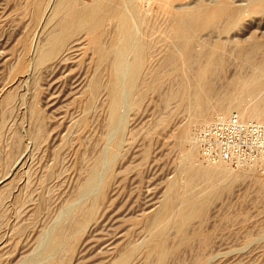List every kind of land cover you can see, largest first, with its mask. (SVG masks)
<instances>
[{
    "label": "rangeland",
    "instance_id": "rangeland-1",
    "mask_svg": "<svg viewBox=\"0 0 264 264\" xmlns=\"http://www.w3.org/2000/svg\"><path fill=\"white\" fill-rule=\"evenodd\" d=\"M55 1L56 0H46L45 2L48 4L44 2L39 13L40 15H38L39 18H37L39 20L36 19L33 21V18H31L33 17L31 11H27L24 14L22 13L21 16H19V11L24 6L25 0H23V2L22 0H0V211L3 213L1 214L0 212V221H3L2 223L0 222V264H47L50 262L55 263V261L60 259L61 254L58 252L56 255L55 253L50 255L52 252H49V244L54 235L57 234L55 231L57 229L56 232L59 231L60 227L63 226L62 224L64 222L66 223L67 218L71 217L73 213L76 212V208L88 205V201H92L91 199L93 198V201H96L95 196L98 198V195L101 194L104 185L103 180L105 181L110 169V172H112V170L115 172H112L113 181L111 180L112 184L110 186L112 188L109 187L106 190L104 199L99 201L100 203L97 202L100 205L95 203L94 208L98 207L94 210L96 213L94 212L92 220L84 225L82 229L83 233L82 231V234L79 233L78 242L75 246V251H73L74 254L72 255L73 259L72 257L68 258V264H112V262L118 260V256H120L118 255L119 250L122 252L125 243L126 245L129 244L136 247L135 253H141L139 256L134 253L133 256H136H132L133 260H130L128 264H142V262L145 261L142 245L150 238L148 232L150 231L153 233L155 230L154 228L149 229L145 227L142 218L147 216V213L149 214L159 209L166 194L164 192L167 191L168 183L173 180L180 181L181 178L178 171L185 160L181 158H183V155L186 156V150L184 153L183 148L185 147L186 149L187 146H190V140L193 146H197V152L200 154H198L199 159H202L197 143V135L202 129L212 124L214 121H217L215 118L216 116L214 115V117L209 119L205 125H198L189 122L191 119L193 121L191 112L188 109L186 110L187 107L178 105L177 101L174 102L175 99L171 100V103L167 102L168 104L164 103L165 105H163L164 98L168 95L167 92L173 90L177 85L184 83L182 78L178 77L179 80L175 77L173 80L170 79V82L172 83L173 81V85L177 82V85L175 84L173 86L166 80L167 82H164L161 88L147 94L148 97L146 96V98L139 103L140 105L138 104L135 106L133 97L122 93L124 95L121 96L123 98H121L120 105L122 104L123 106L119 105L121 108L117 110L123 115L121 116L119 114L118 116L116 112L120 121L118 120L113 127H110L112 128L110 129L111 131H108V122L110 118L108 121V116H106L109 115V111H107L108 102L106 101L108 99L104 88H101L103 90L100 92V89L98 92L101 96L97 94L95 97L96 100H93L98 106L96 104L94 106L93 101L91 104H89L88 101H86L87 103L84 101L87 99L86 92L88 85H90H87V83H91L96 76H99L103 83L101 84L104 86L108 81H104L108 78L106 74L109 73L106 67H100V69H98L99 67L94 65L96 64L95 57L92 56L91 50H88L87 43L80 42H83V40L85 41V39L87 40L86 36L79 33V37H82L81 40L77 43H69L68 47L72 48L70 49L67 47V50L64 49L62 53L64 54V52H67L64 55L62 54L63 57L60 55L61 57L57 56L54 57L53 60H50L51 65L49 62L42 63V65L41 63L39 64V54H41L39 52L43 50V44L45 45L49 32L53 29V25L51 24L53 22L51 6L54 5ZM84 1L89 2L90 0ZM218 1L219 0H176L175 2L174 0L173 10L174 12L194 10L199 4L204 3L205 5L211 6V2L215 4ZM225 1H227L229 5L232 3L231 5L233 8L242 6L240 9L242 8L245 13L241 16L237 25L239 26L241 23L242 24L239 27L236 25L232 27V29L230 28V31H226V33L216 28V30L214 28L213 30H208L207 32L209 33H206L205 30L198 37V41L201 37V43H199L200 41L198 42L201 44L200 47L199 44H196L198 47L195 46V49L198 51L202 44L213 46L219 41L217 44L226 47V49H223L227 56L229 51L234 52L237 47L248 46L252 43H261L262 47H264V12L258 14V11L255 13L250 11V0ZM144 3L145 1L143 2V8L146 7L145 9H148L150 6H144L146 5ZM195 3H198L197 6ZM45 5H48L49 8ZM245 6L248 7L249 10H246L247 8ZM182 7L189 8L183 9ZM243 7L246 9L244 10ZM43 11L44 13H42ZM150 13L152 21L155 20L154 24L157 23V25H160L162 22L161 25H164L163 23L166 22L167 16L162 11L158 10L157 7H152ZM256 14L258 15L254 16ZM48 16L51 17L50 20ZM136 23L134 25L135 32L138 35L140 34L139 36L144 35L142 34L144 32L142 26L144 28V25L142 23ZM49 24H51L52 27H50ZM46 33H48V35H46ZM156 35H159V33H154L153 38L157 37ZM162 44L164 43L155 44L157 45L156 49L158 47V51H161L159 49H162ZM166 44L167 46L170 45L169 43ZM69 51L74 52L69 53ZM152 57L148 58V68L158 65L159 61H157V58L160 56ZM232 57L233 55L231 58L230 55L226 57L229 59L226 60L224 69L218 74V76L220 75L217 77L218 82L216 81L218 87H221L226 80L230 82L236 78V76L247 73L245 72L247 69L241 68L239 60L235 56ZM54 60H57V62L52 64V61L55 62ZM92 61L93 63H91ZM36 65H39L40 68ZM146 72L147 71L144 73ZM100 73L104 76H101ZM90 77L91 79H88L90 81H87V78ZM178 81L180 83H178ZM170 85L173 87H171V90H169ZM84 91L86 92L84 93ZM234 91L237 92L238 90H233V92ZM78 92L80 93L78 94ZM260 92L256 97L255 95L253 96L255 99L257 98V101L252 99L253 102H251L252 96L245 97V101L242 99L244 105H239V110L249 109L252 103L255 105L258 100L264 97V89ZM81 95H83V97ZM124 96H126V98H124ZM6 97L12 99H10L8 103H5L4 100ZM102 97H106V99H102ZM73 98L77 99L74 100ZM75 101L77 104H74ZM248 101L249 104H247ZM209 103L213 105V102L210 100ZM246 105H248L247 108H244ZM254 105L252 104V106ZM104 106H106V108ZM85 110L89 111L85 114L83 113ZM90 112L91 114L89 116H91V118L89 116L87 118L86 115ZM236 114L237 113H230L228 115L229 119L233 117L238 119ZM262 117L263 115H261L255 123L264 124L261 120ZM158 120H162L163 123L161 124V121ZM154 121L156 123L158 122V125ZM106 122L108 123L107 125ZM189 123H193L190 130V132L192 131L191 135L189 134V136H191L190 139L187 138V141L179 139L178 141V133H180L183 126ZM74 127H76L75 129L78 132L73 129ZM116 127H118V129H116ZM149 129L151 130L150 132L147 131ZM69 131L71 133L73 131V134L71 135L69 133L68 136ZM76 133L77 136L74 138ZM66 136L70 143L67 141V138L65 139ZM62 139H65V142ZM103 140L105 142H103ZM117 140L119 141L118 143L121 141V145L117 143L118 146L116 147L113 144H116ZM177 141H181V145H179ZM36 143L39 144L37 145ZM176 146L178 148H176ZM82 150L85 151L81 152ZM113 151L116 157L110 162L109 156ZM79 152L85 154L81 156L82 154H78ZM181 152L183 153L180 154ZM98 155L103 160H101ZM180 155L182 156L180 157ZM95 157L99 159V167L97 166L95 168L97 170L96 175L99 174L97 177L95 175L98 181L94 179L95 182L93 181L94 183L89 184L87 176L91 171L89 170L91 169L90 167H93L94 161H96L93 159ZM81 159L83 161H81ZM85 160L86 162H84ZM139 160L140 162H138ZM202 160L203 163H199L210 168V165L209 167L206 165L208 162L204 159ZM113 163L116 165H114L116 167L114 169L113 166H111ZM221 166H223V168L227 167V172L232 173L237 171L242 172V169L243 171L246 169L245 172L250 176L247 174L246 177L238 180L234 183L229 192L222 194L213 202L203 224V221L199 223L198 220L192 222L188 233L193 231L192 226L194 229L199 228L201 232V234L199 233V238L192 241L189 246L179 248L175 255L173 254L168 260L167 264H196V257L202 255V250L203 263L201 262L200 264H264V187L262 188L259 185L264 178V167H244L241 165ZM230 167L231 171H229ZM54 168L56 172L53 173V171H55ZM85 168L89 169L85 171ZM88 171L89 173H87ZM117 173L118 175H116ZM43 175L44 178H42ZM54 176L57 177L55 178ZM251 176L256 177V179L249 178ZM46 179L48 180L44 183L43 181ZM259 179L261 180L258 182L257 180ZM198 182L199 184L196 183L197 185H194L191 189L194 190L195 195L197 192V194H201L200 192H203V190H206L208 187V183L205 181L204 184L206 183V185L204 186L203 180ZM262 182H264V179ZM82 184L84 185L80 186ZM25 185L27 186L25 187ZM258 187L259 189H257ZM83 191L86 194H84ZM28 193L30 196L27 195ZM194 193L191 191V194ZM3 194L5 197H3ZM75 194H78V196L82 195L83 197L79 196L76 200V198L73 197ZM70 195L73 196L71 197ZM75 196L77 197V195ZM2 197L5 200L2 199ZM29 198L33 199V201ZM65 200L69 204H67ZM36 202L39 205L36 204ZM64 203H66V205ZM158 203L160 204L159 206H157ZM36 206L37 209L39 208L38 212L37 209L35 210ZM176 208L178 209L179 206ZM171 227L172 226L168 227V232V228L166 230V238L169 237L168 240L166 239L168 244H172L177 236L175 228ZM142 228L144 233L140 231ZM144 228L146 231L148 230V235L145 233L146 231ZM206 238L207 240H205ZM127 239H129L130 242ZM144 239L146 240L143 241ZM122 243L124 245H122ZM204 243L205 245H203ZM200 244L204 246V249L200 248L203 247L200 246ZM115 251L118 252L117 258L115 257ZM136 258H138V260H136Z\"/></svg>",
    "mask_w": 264,
    "mask_h": 264
},
{
    "label": "bare ground",
    "instance_id": "bare-ground-1",
    "mask_svg": "<svg viewBox=\"0 0 264 264\" xmlns=\"http://www.w3.org/2000/svg\"><path fill=\"white\" fill-rule=\"evenodd\" d=\"M45 1L46 0H25L24 6L21 3V5L23 7L19 11L20 12L19 16H21L22 13L24 14L27 11H31V13L33 15V17H31V18H33L32 20L35 21L37 18H39L38 15H40L39 13H40ZM144 1H145L144 4H146L144 6H150L149 8L147 7L148 9H145L146 7L143 8V2ZM250 1H251L250 11H253L254 13L258 11L259 12L258 14H262L261 12H264V0H250ZM22 2H23V0H22ZM47 2H45V4ZM173 2H174V0H90L89 2H86L84 0H56L54 5L51 6L52 7L51 13L53 14V17H52L53 22L51 24L53 25V29L51 32H49V35H48V33H46V35H48V38L46 40L45 45L43 44V50H41L42 52L41 51L39 52V50H38V52L41 53V54H39L40 55L39 64L41 63V65H42V63L44 64L46 62H49V64H50V60H53L54 57H57V56L61 57L63 54L62 53L63 50L69 46V43H75V42L77 43L78 41L81 40L82 37L81 38L79 37V33L86 36L87 40L85 39V41L83 40V42L82 41H80V42L85 43V44L87 43L86 45L88 46V50H91L90 52H91L92 56L95 57V63L96 64H94V65L99 67L98 69H100V67H106V69L108 70L109 73L107 72L108 74H106V77H108V78L105 79L104 81H106V80H108V81L105 83L104 86H102L103 83L101 82L100 77L96 76L95 74H93V75L96 77L91 81V83H87V81H90L88 79H91V77L87 78L86 83H87V85L88 84H90V85H88L87 92L84 91V93L86 92L87 99L86 100L83 99V100L85 101V103H87L86 101H88V103L91 104L94 99L96 100L95 97L97 96L99 90L101 88H104V90L106 91L107 99H108V100H106L108 102V107H107L108 110L107 111H109L108 112L109 115H106V116H108L107 120L109 121V118H110V121L108 122L109 124L106 122V125L107 124L109 125L108 131L110 129H112L110 127H113L119 120L116 112L118 113V116H119L120 111H118L117 109L121 108L120 106L122 105V104L120 105L121 98H123L121 96L124 95L122 93H125L130 97H133V99H134L133 103L136 106L141 101H143L146 98L147 94H149L151 91H155V90H158L159 88H161L162 87L161 85L164 82H167L166 80L169 81L168 83L172 84L173 81H172V83L170 81L175 79V77L177 79H179L178 77L182 78L184 83H181L179 85L176 84L177 82L174 83V85L176 84L177 86L173 90H171L173 88L172 87L173 84L170 85L169 90H171V91L167 92L168 95L166 94L167 97L165 96L166 98H164V102L162 104L165 105L164 103H167V102L171 103V100L175 99L174 102L177 101L178 105L183 106V107H187L186 110L188 109L191 112L192 117L191 116L190 117L193 118V121L191 119V121H189V122H193L194 124H198V125L199 124L205 125V123L209 119L214 117V115L216 116L215 117L216 120H220V119L227 120L229 118L228 115L230 113H237L236 117H238V119L240 121L246 122V123L256 122L260 118V116L263 115L261 120L264 122V97H262V96H261L262 98L260 97L261 99L258 100V102L255 105H254V103H252L254 106H252V104H251L252 107L250 106L249 109L241 110V111L239 110V105L241 106L243 104L242 99L244 100L245 97H248V96L253 97L254 95L256 97L257 94L264 89V49H263L264 47H262V44L261 43H252L248 46H242V47L239 45L240 47H237L234 50V52L229 51L230 54L226 50L228 53L227 56L229 57V55H230V58L232 55H233V57L235 56L239 60V62L241 63V65H240L241 68L247 69V71H245L247 73L236 76V78H234L230 82H229V80H226V82H224V84L221 87H218L216 83L218 82L217 77L220 76V75L218 76V74H220V71H222V69H224L226 60L229 59V58H226L227 56L225 55V50L223 49V48L226 49V47H224V45L217 44L219 41L218 42L216 41L217 43L214 44L213 46H208V45L202 44L201 48L200 49L198 48L200 51L199 50L197 51L195 49V46H197L196 44L201 43V39H200L201 37L199 38L200 42L198 41V37L205 30H206L205 31L206 33H209V32H207L208 30L210 31V29L213 30V28L214 29L216 28L218 30L221 29L222 31H225V33H226V31L227 32L230 31V28L232 29V27H235L239 23L241 16H243V14L245 13L242 10V8L240 9V7H242V6H240L238 8L236 6V8H237L236 9L235 7L234 8L232 7V5H231L232 3H230V5H231L230 6L227 3V1L219 0L216 3L214 2L215 4H213L211 2V6L205 5L203 3V4H199V6L197 8L194 7V8H196L194 10H185V11H180V12H177V11L174 12ZM175 2H176V0H175ZM195 4L197 6L198 3H195ZM179 5H180V3H179ZM45 6L48 7V5H45ZM19 7H21V6H19ZM152 7H157L158 10L162 11L167 16L166 22L163 23L164 25H161L162 22L160 23V25H157V23H155L156 25L154 24L155 20L152 21L151 13H150V11L152 10ZM185 8L186 7H184L183 9H185ZM187 8H189V7H187ZM246 8H244V10L245 9L249 10L248 7H246ZM44 11L42 13H44ZM258 14L254 15V16H257ZM161 15H163V14H161ZM23 17H24V15H23ZM48 17L50 20L51 17L50 16H48ZM18 18H21V17H18ZM37 20H39V19H37ZM136 22H138L139 24L142 23L144 25V28L142 26V29H144V32L142 34H144V35L139 36L140 34L138 35L135 32L134 25ZM47 24H48V22H47ZM51 24H49L50 27H52ZM33 26H34V24H33ZM239 26L237 25V27H239ZM137 28H139V27H137ZM47 30H48V27H47ZM152 32H153V34L158 32L159 35H156L157 37L153 38ZM44 37H46V36H44ZM156 43H160V44L164 43V44H162V49H159L161 51L157 50L158 47L156 49V46H157V45H155ZM166 43H169L170 45L167 46ZM200 45L201 44H199V47H200ZM68 48H70V47H68ZM85 50H86V48H85ZM38 52H37V54H38ZM66 52H64V54H66ZM70 52H72V51H69V53ZM87 52H89V51H87ZM69 55H71V54H69ZM152 56H154V57L160 56L159 58H157V61H159V62H158V65L156 67L148 68L147 67L148 58L152 57ZM90 58H91V56H90ZM54 61L55 62L52 61V64L57 62V60H54ZM60 61H61V58H60ZM91 63H93V61ZM238 65H239V63H238ZM36 66L39 67V65H36ZM46 66H48V65H46ZM92 70H93V68H92ZM145 71H147V72L144 73ZM99 72H100V70H99ZM239 72H242V71H239ZM104 74H105V71H104ZM100 75H101V73H100ZM101 76H104V75H101ZM223 81H222V83H223ZM178 83H180V82L178 81ZM102 90L103 89H101L100 92ZM167 90H168V88H167ZM233 90H238V91L233 92ZM79 93L80 92H78V94ZM260 93H262V92H260ZM98 95H100V93ZM158 95H159V93H158ZM8 96H9V94H8ZM81 96L83 97V95H81ZM81 96H78V97H81ZM255 97L251 98V102H253L252 99L254 100ZM124 98H126V96H124ZM161 98H162V96H161ZM161 98H160V100H161ZM10 99H12V98L6 97L4 100L5 103H8L10 101ZM73 99L75 100L77 98H73ZM97 99H99V98H97ZM102 99H106V97L105 98L102 97ZM248 99H246V100H248ZM209 100L213 102V105H210ZM241 101H242V103L240 104ZM75 102H74V104H77V102L76 103ZM161 102H162V100H161ZM93 103H94V101H93ZM74 104H72V105H74ZM80 104H82V103H80ZM95 104L98 106L97 103H94V106H95ZM123 104H125V103H123ZM247 104H249V101ZM127 105H125V106H127ZM84 106H85V104H84ZM87 106H88V104H87ZM247 106L248 105H246V107H244V108H247ZM104 107L106 108V106H104ZM94 109H95V107H94ZM85 111H83V113L86 114L89 110L88 111L85 110ZM94 112H95V110H94ZM83 113H82V115H83ZM121 113H122V110H121ZM90 114H91V112L88 115H86L87 118ZM120 115L122 116L123 114H120ZM35 116H36V113H35ZM89 117L91 118V116H89ZM158 121H161V124L163 123L162 120H158ZM193 123L186 124L185 126H183V128L181 127L182 129L180 130V133H178V136L180 138L179 137H178V139L176 138L178 141H179V139H182L184 141L185 140L187 141L188 139H190L191 136H189V134L191 135L192 131L190 132V130L192 127L191 125H193ZM156 124L158 125V122ZM73 125H74V123H73ZM104 126H105V124H104ZM75 128L76 127H74L73 129L76 130ZM79 129H80V127H79ZM116 129H118V127H116ZM141 129H143V128H141ZM150 129H153V128H150ZM150 129L147 131L150 132L151 131ZM76 132H78V131L76 130ZM102 132H104V131H102ZM69 133L72 135L73 131H72V133L69 131L68 136H69ZM74 133H75V131H74ZM75 136H77V133L74 135V138H75ZM149 136H150V134H149ZM37 137H40V136H37ZM66 138L68 141L69 139L67 136L65 137V139ZM77 139H79V138H77ZM114 140H116V139H114ZM118 140H117L116 144L115 143L113 144L116 147L118 146L117 145V143L119 142ZM36 142H38V141H36ZM64 142H63V144H64ZM68 142L70 143V141H68ZM103 142H105V141L103 140ZM120 143H121V141H120ZM120 143H118V144H120ZM180 143H181V141L178 142L179 145H181ZM184 143H186V142H184ZM36 144L38 145L39 143H36ZM191 144L192 143L190 140V146H187L186 149H185V147L184 148L182 147L184 151L181 150L184 153L186 150V156L183 155V158H181V159H185V160L182 163L180 170L178 171V173L180 174V178H181L180 181L179 180L178 181L173 180L172 182L168 183L167 191L164 192V193H166L164 198L162 196L163 200L161 202V205L159 203L157 205V206L160 205L159 209L156 211H153L152 213L150 212L149 214L146 212L147 216H144V218H142V220L145 224V227H147L149 229L150 228L155 229L153 233L149 231L152 234H150L148 232V234L150 235V238L145 242V244H143V242H142V244L144 245V246L142 245V247H143L142 252H143L144 260H145V261H143L144 263L142 262V264H167L168 260L172 257L173 254L175 255V253L177 252V250H179V248L189 246L192 241L197 240L196 238H199V233L201 234L198 227H196L198 229H194L192 226L193 231H190V233H188V230H190L189 228H191L190 225H192V222L198 220L199 223L203 221L202 222V224H203L205 222L204 219L207 218L208 210H209L210 206L213 204V202L215 200H217L222 194H224V193L226 194L227 192H229V190L234 185V183H236L238 180L246 177L248 174L247 172H245L246 169H244V171L242 169V172H238V171L234 172V173L227 172V170H226L227 167L223 168V166H221V165H228V164H223V163H216V164H212V165L207 163L206 165L208 167L210 165V168L205 167L204 165L200 164L203 161L202 160L203 158L202 159L200 158L202 161L199 159L200 154L197 152V146H193V144L191 146ZM185 146H186V144H185ZM176 148H178V147L176 146ZM179 148H180V146H179ZM83 151H85V150H82L81 152H83ZM81 152H79L78 154H82ZM183 152H181L180 154H182ZM95 153H97V152H95ZM83 154H85V153H83ZM83 154L81 156H83ZM61 156H62V154H61ZM96 156H97V154H96ZM178 156H179V152H178ZM181 156L182 155H180V157ZM184 156H185V158H184ZM86 157H87V155H86ZM98 157H99V155H98ZM98 157L93 158L96 161L93 160L95 162L93 167H90L91 169L88 168L89 170H91L90 173H89V171L87 172V173H89V175L86 173L88 175L87 176L88 178L87 177L86 178L89 179V184L94 183L95 182L94 179L95 180L97 179V181H98V178H95V175L97 172V170L95 168L97 166L99 167V164H98L99 159H96ZM115 157H116V155L113 151V153L109 156V159L111 160L110 162H112L115 159ZM99 158H101V157H99ZM101 160H103V159L101 158ZM140 160H143V159H140ZM140 160L138 162H140ZM81 161H83V160L81 159ZM84 162H86V160ZM84 162H83V164H84ZM114 163H113V165H111L112 163L110 164L111 166H113V169L116 168L115 167L116 165ZM137 164H140V163H137ZM137 164H136V166L138 167ZM109 168H112V167H109ZM86 169L87 168H85V171L88 170V169L87 170ZM110 170L107 173L105 181L103 180L104 185H103L101 194L99 193L100 195H98V198L95 196L96 201L95 200L93 201V199H94L93 198V199H91L93 202L88 201L89 202V204L87 203L88 205H85V206L80 205L81 207L76 208L75 209L76 212L73 213V215L71 217L67 218L66 223L64 222L65 224L64 223L62 224L63 226L60 227L59 231L56 232L58 229L55 231V233H57V234L56 235L53 234L54 237H53L52 241L50 240L51 243L49 244V252H52V253H50V255L53 253H55V255H56V253L58 252L59 254H61V256L59 255L60 259L55 261V263L50 262L47 264H68V258L72 257V255L74 254L73 251H75L74 249H75V246L77 245V242H78L79 233H81L82 229L84 228V225L86 223H89L90 220H92L93 214L95 212L94 210L98 208V207L94 208L95 203L100 205L99 201H102L104 199V197L106 196V194H105L106 190L112 184V182H111V180L113 178L112 172H114V171L112 170V172H110ZM126 170H128V169H126ZM229 171H231V167H230ZM54 172H56V169H55V171H53V173ZM62 172H64V171H62ZM129 172H128V174H129ZM44 174H45V172H44ZM55 174H53V175H55ZM60 174H61V172H60ZM116 175H118V173ZM97 176H99V174H97L96 177ZM114 177H115V175H114ZM42 178H44V175ZM48 178H49V176H48ZM86 178H85V180H86ZM116 178H117V176H116ZM249 178H255L256 179V177H252V176ZM263 179H262V181H263ZM47 180L48 179H46L43 182L46 183ZM200 180H203V186L206 185V183H208V187L206 190L204 189L203 192H200L201 194H197L198 193L197 192L195 195L194 190H191V189L193 188L194 185L199 184L198 181H200ZM260 180L261 179H259L257 181L259 182ZM204 181L206 182L205 184H204ZM262 181H261V183H259V185L263 188L264 182H262ZM255 182H256V180H255ZM252 183H253V181H252ZM83 185L84 184H82L80 186H83ZM26 186L27 185H25V187ZM259 187L257 189H259ZM33 188H32V190H33ZM82 188H84V187H82ZM110 188H112V187H110ZM81 190H83V189H81ZM191 191H193L194 194H191ZM196 191H198V190H196ZM83 193H84V191H83ZM84 194H86V193H84ZM27 195L30 196L29 193ZM75 195H77V197ZM75 195L74 196L70 195V196L71 197L73 196L77 200L80 195L79 196H78V194H75ZM3 197H5L4 194H3ZM3 197H2V199H4ZM80 197H83V196L81 195ZM29 199H31V198H29ZM31 200L33 201V199H31ZM105 200H106V198H105ZM20 201H21V199H20ZM65 202H66V200H65ZM97 202H99V203H97ZM3 203H4V201H3ZM33 203H32V205H33ZM66 203H64V204L66 205ZM36 204H38V203L36 202ZM67 204H69V203H67ZM177 206H179L178 209L176 208ZM36 209H37V206H36L35 210ZM38 210H39V208L37 209V212H38ZM149 211H151V210H149ZM0 212H1V214H3L2 211H0ZM3 212H4V210H3ZM33 214H34V210H33ZM35 214H37V213H35ZM4 216H5V214H4ZM1 217H3V216H1ZM208 217H209V215H208ZM33 221H34V219H33ZM0 222L2 223L3 221H0ZM136 223H139V222H136ZM86 226H85V228H86ZM169 226L174 227L176 230L175 233H177V236L175 238L176 240L172 244H168V242L166 241V239L168 240V238H169V237L166 238V230ZM18 228H20V227H18ZM144 230H145V228H144ZM15 231H17V230H15ZM140 231H143V228ZM147 231L145 232L146 234H147ZM168 231H169V228H168L167 232ZM19 232L22 233L21 231H19ZM82 233H83V231H82ZM143 233H144V231H143ZM200 236H203V235H200ZM200 238H203V237H200ZM127 240L129 241V239H127ZM127 240H125V241H127ZM145 240L146 239H144L143 241H145ZM205 240H207V238ZM43 241H45V240H43ZM202 241H204V240H202ZM131 242L134 243L133 241H131ZM200 243H201V240H200ZM205 243H206V241H205ZM205 243L203 245H205ZM91 244H93V243H91ZM197 244H198V242H197ZM201 244H200V246H203ZM122 245H124V244L122 243ZM116 248H119V247H116ZM200 248L204 249V246L200 247ZM122 249H123L122 252H120V250H119V253L115 251L116 252L115 257L117 258V253L120 256H118L119 257L118 260L112 262V264H128L130 260H133L132 259L133 257H135L136 255L139 256L141 254V253L139 254V252H137L138 254L135 253L136 247H133L129 244L126 245V243ZM47 250H48V247H47ZM89 250H90V248H89ZM139 251H141V250H139ZM200 251H199V254H200ZM134 253L136 254L135 256H133ZM201 253L203 255V250ZM199 254H197V255H199ZM202 255L200 257L195 256L196 257V260H195L196 264H200L201 262L203 263ZM138 258H140V257H138ZM138 258H136V260H138ZM72 259H73V257H72ZM34 262H36V261H34ZM46 262H49V261H46Z\"/></svg>",
    "mask_w": 264,
    "mask_h": 264
},
{
    "label": "built area",
    "instance_id": "built-area-1",
    "mask_svg": "<svg viewBox=\"0 0 264 264\" xmlns=\"http://www.w3.org/2000/svg\"><path fill=\"white\" fill-rule=\"evenodd\" d=\"M197 143L208 163L264 167V124L220 119L198 133Z\"/></svg>",
    "mask_w": 264,
    "mask_h": 264
}]
</instances>
